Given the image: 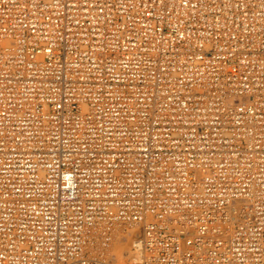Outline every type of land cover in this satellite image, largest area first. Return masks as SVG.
<instances>
[{"label": "built area", "instance_id": "built-area-1", "mask_svg": "<svg viewBox=\"0 0 264 264\" xmlns=\"http://www.w3.org/2000/svg\"><path fill=\"white\" fill-rule=\"evenodd\" d=\"M264 264V0H0V264Z\"/></svg>", "mask_w": 264, "mask_h": 264}, {"label": "bare ground", "instance_id": "bare-ground-1", "mask_svg": "<svg viewBox=\"0 0 264 264\" xmlns=\"http://www.w3.org/2000/svg\"><path fill=\"white\" fill-rule=\"evenodd\" d=\"M113 240L110 244L109 248L107 249V255L112 262L117 263L120 260H123V257L126 255L125 250L128 241H131V254L130 256L126 257L127 260H130L132 257V247L134 242H136L143 234L142 225H123L119 224L116 225L114 232H113ZM125 260V259H124ZM119 264V263H118Z\"/></svg>", "mask_w": 264, "mask_h": 264}, {"label": "rangeland", "instance_id": "rangeland-1", "mask_svg": "<svg viewBox=\"0 0 264 264\" xmlns=\"http://www.w3.org/2000/svg\"><path fill=\"white\" fill-rule=\"evenodd\" d=\"M132 241V240H131ZM131 241H128V243H127V246H126V250H125V256L123 257V260H120L119 262H117V263H119V264H122L124 261H126L127 260V256L129 257L130 255L129 254H131V244H132V242ZM125 259V260H124Z\"/></svg>", "mask_w": 264, "mask_h": 264}]
</instances>
